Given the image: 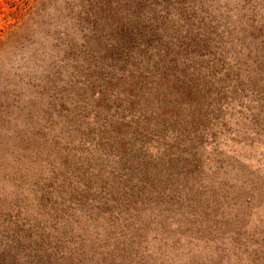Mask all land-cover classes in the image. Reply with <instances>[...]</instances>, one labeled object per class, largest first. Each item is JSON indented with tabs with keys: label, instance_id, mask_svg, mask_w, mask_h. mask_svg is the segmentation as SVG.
Masks as SVG:
<instances>
[{
	"label": "rangeland",
	"instance_id": "rangeland-1",
	"mask_svg": "<svg viewBox=\"0 0 264 264\" xmlns=\"http://www.w3.org/2000/svg\"><path fill=\"white\" fill-rule=\"evenodd\" d=\"M0 264H264V0H0Z\"/></svg>",
	"mask_w": 264,
	"mask_h": 264
}]
</instances>
